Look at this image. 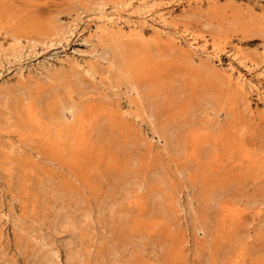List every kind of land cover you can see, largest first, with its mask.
<instances>
[{
  "label": "rangeland",
  "instance_id": "obj_1",
  "mask_svg": "<svg viewBox=\"0 0 264 264\" xmlns=\"http://www.w3.org/2000/svg\"><path fill=\"white\" fill-rule=\"evenodd\" d=\"M118 1L0 0V264H38L40 240L54 242L59 264L69 251L77 256L68 264H220L216 240L230 225L249 248L236 264H264V38L241 31L264 32V0H160L165 33L151 24L129 36L121 23L106 39L87 16L101 6L131 18L138 0ZM175 34L197 37L218 59L190 52ZM119 54L136 56L129 73L157 89L184 74L194 101H162L158 119L171 124L176 146L153 135L152 122L127 101L107 63ZM238 76L260 90L239 91ZM198 79L221 101H196ZM25 91L42 95L44 117L62 103L49 98L91 120L90 152L77 148L59 162L31 139L38 130L23 117ZM88 108L96 113L89 117ZM210 196L217 198L209 208ZM226 206L242 213L225 218ZM58 215L74 222L71 231L59 228Z\"/></svg>",
  "mask_w": 264,
  "mask_h": 264
},
{
  "label": "bare ground",
  "instance_id": "obj_2",
  "mask_svg": "<svg viewBox=\"0 0 264 264\" xmlns=\"http://www.w3.org/2000/svg\"><path fill=\"white\" fill-rule=\"evenodd\" d=\"M120 1L121 0L118 1V3H117L118 5L121 4ZM159 3H160V0H138V2H136V5H133L131 8V10L134 9L133 13L131 12V15H132L131 18H127V19L122 17L121 15L123 13L126 14L129 11H126V10L122 11L121 10L122 14L120 13L121 11H119V12H117V14L108 15L107 11L101 6L98 7L97 9H95L93 11V14L91 13V18H90V16H87V17L89 19H91V21H94L95 23L100 24V26L96 30H98V34H100V36L106 37V39H112V38H114V36H116L115 32L116 33L121 32L118 30V26L121 23L129 24L130 29H129V32L127 33L129 36L140 37L141 36L140 29L144 28L145 26L150 27L151 24H156V25L158 24V27L152 28V30L156 35H162V33H165L162 30L164 28L166 29L168 27V24H166V19L160 13L161 6ZM130 7H131V5H130ZM121 8H122V6L119 9H121ZM88 15H89V13H88ZM133 18L137 19V20H132ZM185 21H186V19H185ZM209 22H211V21H209ZM94 25H96V24H94ZM159 25H161V28L163 27L162 30L158 29ZM202 28H203V30L206 29L205 26ZM241 31H242V33H244V34L246 33L252 37L261 36V38H264L263 30L259 27H256V26H251V25L250 26H244ZM167 32H168V30H167ZM170 34H171V32H170ZM200 34L198 35L199 38L202 37ZM171 35H173V34H171ZM175 35L177 36L176 37L177 39L185 41L190 52L203 55L206 59L211 60V62L213 61L212 60L213 58H217L216 53L215 54H214V52L206 53L205 48L201 47L202 45L198 46L199 43L196 42L197 37L186 40V38H185L186 35L185 36H182V35L178 36L177 34H175ZM177 39L170 38L171 42L173 40H177ZM215 40H216L215 41L216 43L213 45V51H216L217 47L219 46L218 39L216 38ZM158 41H160V40H158ZM186 53L187 52H182L181 54L183 57H187ZM110 54H112V53H110ZM110 54H108V55L110 56ZM106 56H107V54H106ZM121 56H122V54H119V57H114V59H111L110 62L108 61L109 60L108 57H107V59L105 57L101 58V60H104V61L107 60L108 61L107 63H109V65L114 69L115 77L118 79V81H120L123 85L126 86L125 89H126L127 95H128L127 101H130V104L135 107L136 113L138 115H143L144 118H146V120H149L150 122H152V126H151V129L153 130L152 134L153 135H156V134L159 135L158 136L159 139L160 140L163 139L165 142H167L168 146H176V145L172 144L173 128H172L171 124L166 123L165 121L159 122L158 119L161 118V114H162L161 112L163 111V108L165 107V104H163L162 101H194V96L188 91L186 85L182 81V78H183L182 75H184V74L182 72L173 73V77L170 76L171 77L170 80L166 82L167 85L165 84L166 86L172 87V88H169L166 91H164V90H162V88H158V89L155 88V86H153L154 80L152 81V79L151 80H141V81L137 80L136 78L134 79V77L131 75V73H129V69L132 68L133 66H135V64H138L136 62L139 61V59H135L136 56L133 57L134 55L133 56L128 55L127 57L126 56L121 57ZM111 57H112V55H111ZM243 67H246V66H243ZM230 71L233 72L232 69H230ZM85 72L89 73L90 71L86 70ZM89 77H90V75H89ZM175 78H177L176 83H174ZM236 79H237L236 89H238L241 92L246 91V89L260 90L256 84H253L252 82L243 79L241 76H238ZM197 82H198L197 87L195 88L196 89L195 92L197 95L196 101H204L203 102L204 107L214 106L216 104V101H221L219 93L214 88L209 87L207 84L202 82L201 79L200 80L198 79ZM2 92H3V89H2ZM31 92L29 94H27V92H26V94L22 98L23 103H26L24 105L25 107H24V114H23L24 116L23 117L28 121L29 127L36 128L38 130L37 133H35L33 136H31V139H36L37 141H39L42 144V146L48 150L49 154L52 155L59 162H69L71 160V158H73L74 153L77 150V148H82L84 151H87L89 153L91 147H90V143H88V134H89L88 133V124L91 120H85L86 118H83V116L80 117L78 114H76L77 112L72 111L71 104L63 103L64 100H61V99L60 100H52V99L48 100L49 98L46 99L45 101H47V102L48 101L49 102L50 101H60L62 103L60 106L58 105V107L54 106V105L51 106L52 109L49 111V113L47 115L44 114L45 115V117H44L37 110L38 109V103H40L37 101H42V95L37 96L36 94H33ZM61 94H63V93H61ZM263 95H264V92H263ZM44 96H46V95H44ZM59 97L60 96H58V99H59ZM69 99H71L70 101H72L71 97H69ZM42 106H43V104H42ZM39 107H40V105H39ZM44 110H42V111H44ZM67 113H69V115H70V118H71L70 121H68L66 118ZM84 113H85V111H84ZM95 113H96L95 110H93V109L89 110V108H88L87 114L89 115V117L93 116V114H95ZM80 115H81V113H80ZM45 120L49 124H47L45 122ZM155 121H157V125H155L156 124ZM64 151L67 152L68 159H62V153H65ZM216 198L217 197H215V196H210V198L208 199V205L207 204H205V205L210 208L213 205V203L216 202V200H215ZM179 202H181V201H179ZM215 205H216V203H215ZM253 205L254 204H249L247 206V208L251 210V208H253ZM258 205H259V208H261L260 206H262V204L259 203ZM221 210H222V213L224 214L225 218L235 217L236 215H239L240 213H242V211L235 209V208L228 207V206L222 208ZM210 211H212V210H210ZM163 214H165V213H163ZM210 214H209L208 218H211ZM58 220H59L58 221L59 222L58 223L59 228L64 229V231L66 229L71 231V229L74 226V222H68L66 216L61 217V215H58ZM213 220H215V219H213ZM223 223L225 224V222H223ZM198 226H199V224H198ZM200 226H201L200 229H198L200 232L201 231H202V233L208 232L209 226L206 223H204V224L202 223ZM233 226L234 225H232V226L230 225L229 228H226V226H225L224 231H226V232H224V234H222L220 237H217V240H216L217 245L220 248L224 249V260L221 261L220 264H236V262L238 263L239 261L245 262L246 261L245 257L247 254H249V252H248L249 248L247 245H245L244 239H242L240 237L239 238L238 237L233 238L232 234H233V231L235 229V228H233ZM54 231L56 232L57 230L54 229ZM72 233L73 232H69V234L71 236H72ZM66 243L62 244V246L64 248L67 245ZM37 247H38V256L37 257L39 260L38 264H59L57 261L58 260V252H57L58 250L55 251L56 248H55L54 242H46V240H40ZM76 256H77L76 252H71V251L66 252L65 257H64L65 263L68 264V262L70 260L76 258ZM35 262H37V261H35Z\"/></svg>",
  "mask_w": 264,
  "mask_h": 264
}]
</instances>
